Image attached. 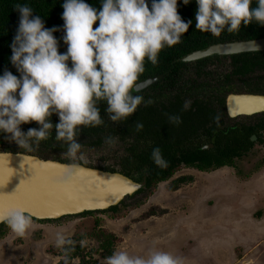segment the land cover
<instances>
[{"label":"clouds","instance_id":"clouds-1","mask_svg":"<svg viewBox=\"0 0 264 264\" xmlns=\"http://www.w3.org/2000/svg\"><path fill=\"white\" fill-rule=\"evenodd\" d=\"M252 2L195 0V29L219 36L223 31L236 33L241 25L264 26V0H255V7H250ZM182 3L187 5L190 0ZM177 4L178 0H150L149 7V0H100L97 10L85 0H63L64 34L60 39L67 45L63 53L53 35L58 28H46L40 16L32 15L31 7L16 4L19 19L9 45V60L19 77L8 70L0 74V133L9 134L6 139L32 152L49 138L54 127L55 140L67 145V159L83 161V154L78 155L81 144L75 137L81 126L103 123L96 104L106 103L104 110L113 122L133 114L143 101L133 93L145 59L155 65L158 53L179 43L188 30L192 21L181 19ZM146 103H152L151 99ZM189 105L190 101H185L184 109ZM53 114L58 117L55 125L50 119ZM168 120L180 123L179 116H169ZM30 122L39 127L22 131L20 125ZM142 127L136 124L137 131ZM105 143L111 146L115 140L108 137ZM151 159L158 167L167 166L159 147L152 149ZM78 168L76 163L67 165L61 182L71 183ZM0 223L24 238L32 220L23 207H12L0 212ZM85 243L81 240V247ZM55 247L63 253V264H69L73 241L57 232ZM104 264H181V260L163 250L150 251L146 257L114 250Z\"/></svg>","mask_w":264,"mask_h":264},{"label":"rangeland","instance_id":"rangeland-1","mask_svg":"<svg viewBox=\"0 0 264 264\" xmlns=\"http://www.w3.org/2000/svg\"><path fill=\"white\" fill-rule=\"evenodd\" d=\"M115 148L99 149L110 154L92 158L94 163H115ZM263 153L261 147L251 163L238 162L241 175L231 167L209 174L183 170L191 174L192 182L175 191L170 181L163 182L149 197H129L118 214L100 212L51 222L31 219L24 238L6 226L0 237V264H59L63 256L55 247V234L71 239L94 217L101 222L98 227L115 234V250L129 255L146 257L150 251L163 250L180 258L181 264H264V165L256 166ZM84 241L89 257L104 264L106 257L95 252L99 241ZM79 262L75 258L71 264Z\"/></svg>","mask_w":264,"mask_h":264},{"label":"flooded vegetation","instance_id":"flooded-vegetation-1","mask_svg":"<svg viewBox=\"0 0 264 264\" xmlns=\"http://www.w3.org/2000/svg\"><path fill=\"white\" fill-rule=\"evenodd\" d=\"M62 25L63 23L57 25L56 28L58 30L53 33L58 40V51L61 53L65 52L67 48V45L60 39L64 34ZM44 26L46 28H53V26L47 27L45 24ZM11 43L12 40H0V74L8 70L19 77V73H17L9 60L11 56L9 45ZM248 54H250L247 55L249 60L246 59L243 63L240 60L239 65L237 60L231 58V56L237 54H215L196 60L180 59L182 64L172 72V77L169 78L170 81L166 80L165 74H154L138 78L133 94L142 96L143 101L140 103L141 107L138 105L134 113L125 118L128 120L126 122H123L125 119L118 122L111 121L109 115L104 110L106 104L103 105L101 102H98L96 107L100 110V118L103 123L96 127L81 126L75 137L77 142L81 144L78 155L83 154V161H70L67 159L65 156L67 145L55 140L54 127L49 138L41 141L38 146H34V151L32 152H26L24 149H20L15 142L6 139L5 137L9 134L0 133V152L25 154L43 160L68 164L76 163L89 168L118 172L136 182L141 183L145 181L146 183L142 188L116 205L118 207L116 212L107 213L112 215L118 214L122 206L127 207L126 201L129 197L138 194L148 195L149 197L155 193L163 182L170 181L173 191L179 189V186L184 183L192 182L193 177L191 174L189 176L185 175L186 173L182 172L183 170H196L200 173L209 174L222 168L231 167L240 174L242 171L238 166L235 168L223 165L216 169H200L194 165H189L183 159L182 153L187 154L190 147L193 148L192 151L198 149L214 150L217 144V137H226L224 135H226L228 129L240 128L244 130L245 127L254 131L250 139L255 145L251 150L239 155L242 158H237V163L242 161L245 163L247 161L250 162L252 157L259 156L261 147L264 149V108L251 114L240 113L236 116H231L228 109L227 101L230 95L252 94L264 97V51H261L257 56L255 52H248ZM68 63L69 65L71 64L70 61ZM245 64L248 65V68H251H244L242 72H237V66L242 67ZM169 73L171 72L169 71ZM151 78H157V80L149 85L140 86L141 82ZM149 99L152 101L150 104L146 103ZM185 101H190V105L186 110L183 107ZM140 110L145 112L144 122L136 120V114L140 113ZM169 116H179L180 123H170L168 120ZM217 116L219 119H214ZM50 119L53 125L58 122V117L55 114ZM137 123H143L140 139L143 138L153 143L159 141L164 146L168 144L169 153L162 156L167 162L166 167L161 168L154 165L137 171L132 167L131 163L126 162L130 160L128 149L132 148L133 142L139 135L136 132ZM131 124H133L134 130L126 134L122 133V131L129 129ZM38 127L36 122L20 125L21 130L24 132L29 128ZM108 137H112L115 140V144L111 145L116 147L117 151L115 153V163L110 164L103 161L94 163V157L102 156V154L108 156L110 154V152L103 153V151L101 152L102 154L99 153V149L101 151L110 146L105 143V139ZM189 142L191 143L188 144ZM153 145L155 146L156 144H151L149 149ZM180 147L185 150H181ZM177 148H180V150ZM106 156H103L101 159H106ZM262 157L258 160V164H256L257 168L264 165V153ZM125 166H127V169L132 167L133 173L131 175L125 174ZM152 168H157L159 174L168 176L149 186L148 172ZM31 219L37 222H51L55 220H41L32 217ZM4 227L6 232V225Z\"/></svg>","mask_w":264,"mask_h":264},{"label":"trees","instance_id":"trees-1","mask_svg":"<svg viewBox=\"0 0 264 264\" xmlns=\"http://www.w3.org/2000/svg\"><path fill=\"white\" fill-rule=\"evenodd\" d=\"M90 6L100 9V0H85ZM63 0H0V40H13L15 35L17 26L19 13L14 8L16 4H27L29 7L33 9L32 15L40 16L43 23L48 27H57V25L62 24L63 20L61 19V13L63 11L61 5ZM255 0H253L250 7H255ZM150 7V0H149ZM197 9V5L195 0H190V3L184 5L182 0H178L177 4V12L181 16V19L185 22L191 20L192 23L189 25L188 30L181 36L180 42L175 44L172 47H165L159 53L157 57V63L155 65L151 64L147 59H145L144 63V71L138 76V78L147 77L154 74H165L166 80L172 77V72H174L178 67L182 64L180 59H183L185 55L200 49H204L207 46L215 43L222 42H231L237 40H249L264 37V26L258 25L256 23H251L248 26L241 25L240 29L236 33H228L227 31H223L219 36H213L209 33H202L195 29V12ZM98 24V21L93 24V28H95ZM253 53V52H252ZM261 52H255L257 56ZM247 55L237 54L231 56V58L237 60L238 65L249 60ZM249 69L248 65L237 66V72H242L243 69ZM169 71L171 73H169ZM168 72V73H167ZM170 81V80H169ZM103 105L106 104L101 102ZM141 107V105H140ZM136 120L143 121L145 119V112L140 110V113L136 114ZM128 121L125 119L123 122ZM143 124V123H141ZM134 130L133 124L129 126V129L122 131V133L132 132ZM136 132L139 134L138 138L133 142L132 148L129 151L130 160L126 161L132 164V167L135 170H142L144 167L154 166L151 159V152L154 147H159L161 155L168 154V144L166 146L162 145L161 142H149L145 139H140L141 130ZM254 133L252 129L245 127L244 130L240 128H231L226 132V137H217V144L214 150H195L192 151V147L188 150V153H182L183 159L189 163V165H194L200 169H216L220 166H232L237 167V158L239 155L246 153L248 150H251L254 147V142L251 141L250 136ZM189 142L188 144H190ZM147 144V146H146ZM151 144L153 145L151 149H149ZM181 148V147H180ZM180 148H177L180 150ZM181 150H185L181 148ZM126 167V168H125ZM124 167V172L127 175H131L133 172L132 167L127 169V166ZM240 171V170H239ZM168 175L159 174L157 168H152L148 172V185H154L161 179L167 178ZM118 207L113 206L108 208V210L103 211H87L74 216H88L94 215L96 212L100 213H108V212H116ZM67 216L63 217L66 218ZM70 217V216H68ZM62 219V218H61ZM57 220V219H55ZM100 220L97 217L91 218L87 220V224L90 226H85L84 224L80 225V231L75 234L71 240L73 241V251L69 255V264H71L72 260L75 258L80 259V264H97L98 261L94 258L89 257L90 252L85 251V246L81 247L80 241L93 238L99 241L98 249L95 252H99L100 255L107 257L112 255L115 250V243L117 242V238L115 234L110 233L109 231L102 229L100 226ZM6 224L2 223L0 225V236H3L6 232L4 230V226ZM90 227V228H83ZM55 249V248H54ZM57 249V248H56ZM63 256V253L61 251ZM59 264H63V258L59 262Z\"/></svg>","mask_w":264,"mask_h":264},{"label":"water","instance_id":"water-1","mask_svg":"<svg viewBox=\"0 0 264 264\" xmlns=\"http://www.w3.org/2000/svg\"><path fill=\"white\" fill-rule=\"evenodd\" d=\"M261 51H264V37L211 44L188 54L183 60ZM156 80H145L140 86ZM227 102L231 116L251 114L264 108V97L260 95H230ZM0 153H3L0 155V212L23 207L32 218L53 220L105 210L118 205L146 183L136 182L118 172L78 164L72 182L65 184L60 178L65 174L68 163L25 154Z\"/></svg>","mask_w":264,"mask_h":264}]
</instances>
